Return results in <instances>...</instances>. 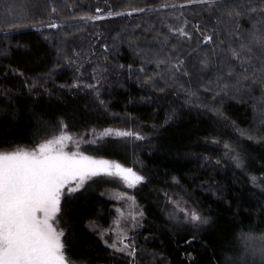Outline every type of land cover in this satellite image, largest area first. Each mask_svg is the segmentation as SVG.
Instances as JSON below:
<instances>
[{
  "label": "trees",
  "instance_id": "1",
  "mask_svg": "<svg viewBox=\"0 0 264 264\" xmlns=\"http://www.w3.org/2000/svg\"><path fill=\"white\" fill-rule=\"evenodd\" d=\"M259 2L0 0V150L31 149L63 130L82 136L87 154L146 176L135 192L142 226L128 241L137 264H264L252 249L264 240V85L242 78L256 69L259 80L260 51L253 46L251 60L230 54L248 42L254 24L260 33L264 17L228 15ZM237 21L241 37L231 35ZM197 25L206 34L216 30L215 44L198 45L170 30L185 27L198 38ZM177 56L190 76L171 74L169 61ZM218 78L229 87L218 88ZM106 130L144 138L89 141ZM236 153L242 166L232 159ZM114 187L94 179L62 198L60 226L75 264H130L108 246L117 217ZM168 196L182 197L208 223L172 219Z\"/></svg>",
  "mask_w": 264,
  "mask_h": 264
},
{
  "label": "snow or ice",
  "instance_id": "2",
  "mask_svg": "<svg viewBox=\"0 0 264 264\" xmlns=\"http://www.w3.org/2000/svg\"><path fill=\"white\" fill-rule=\"evenodd\" d=\"M188 2L191 3L192 0ZM199 2L213 5V0H199ZM217 7H226V5H217ZM52 11L55 12L56 9L53 8ZM99 11L101 10L97 9V12ZM133 11H138V9H133ZM256 13L264 17V0H260L256 7L246 3L238 5L237 8L231 9L228 15L242 17ZM107 15L114 16L121 15V13L109 11ZM250 18L255 19V16L250 15ZM89 19L96 20L101 17L91 16ZM47 27L58 28L59 26L49 23ZM240 28L241 25L237 21L231 35L241 37ZM170 30L185 40L196 38L198 45L201 43L215 44V29L212 34H206L198 25L195 26V31L200 34L198 38L194 37L185 27ZM248 37L250 39L247 43L243 40L239 43V50L231 48L230 54L233 59L242 60L243 53V58L251 60L252 56L249 54L253 52V46H258L260 51L258 59L261 64L258 71L261 76L257 81L254 78L257 70L253 69V77L245 74L242 78L243 80L252 79L253 83L258 82L264 85V22L261 23L259 34L254 24L253 29L248 32ZM221 43L224 42L221 41ZM212 51L215 52V48ZM169 62L173 76L177 72L185 76L191 75L185 67V62L178 56L174 62ZM200 63L207 66V58L201 59ZM243 71L247 73L248 69ZM234 75H236L235 68L229 65L227 76L231 79ZM240 83L241 80L237 79L236 84ZM88 87L92 88L94 85H88ZM217 87L227 89L229 83L218 78ZM190 95L194 93L190 92ZM212 110L219 111L215 108ZM60 127L64 129L67 125L61 122ZM117 134L131 135L137 139L144 138L139 133L117 132ZM244 134L241 132V135ZM71 140L72 136L62 130L59 136L45 139L31 149L16 147L0 150V264H75V261L67 256L64 242L66 233L65 229L60 226L63 218L61 202L65 194L76 193L84 187L87 181L98 176L119 178L129 187H135L147 179L133 168L125 167L117 161L86 155L80 151L79 143L75 145L74 151L66 150L67 142ZM225 147L230 148V145L226 144ZM232 159L236 161L237 166L243 165L239 153L233 155ZM140 215L142 216L143 213L141 212ZM185 218L195 223H208L207 217L195 211L188 213ZM126 240L127 236L124 234L120 236L119 244L113 242L108 246L126 254L130 259V264H137L136 246L134 242H126ZM105 243L108 242L105 241Z\"/></svg>",
  "mask_w": 264,
  "mask_h": 264
},
{
  "label": "rangeland",
  "instance_id": "3",
  "mask_svg": "<svg viewBox=\"0 0 264 264\" xmlns=\"http://www.w3.org/2000/svg\"><path fill=\"white\" fill-rule=\"evenodd\" d=\"M117 132H122V131L106 130V131H102L97 134H92L89 141L93 142V141L103 139L104 137H108V136L125 137V136L118 135ZM60 134L61 132L54 136H59ZM68 134L72 136V140L67 142L66 150L74 151L75 145L79 143L80 151L84 152V145H85L86 140L82 136H78V135L71 134V133H68ZM54 136L50 137L49 139L53 138ZM84 153L86 155L92 156L90 154H87L86 152ZM102 159H106V158H102ZM107 160H111V159H107ZM94 179L106 180L107 182H111L115 186L114 188L109 190V195L112 196V198H114L118 203L117 217L114 222L113 229H112L114 234L112 238L113 241L111 242V244L113 242H117V244H119V238L121 235H124V234H126L127 236L126 242H128L132 234L136 230L141 228L142 226V216L140 215L141 209L139 207V202L137 201L135 197V192L136 190L140 188L143 182L136 185L135 187H129L126 183H124L119 178L108 177V176H98V177L92 178L91 180H94ZM91 180L87 181L85 185ZM166 209H167L169 216L172 219L177 220L179 223L191 224L194 226H198L200 224V223L191 222L190 220L185 218L186 215H188V213L195 211V210L192 207H190L187 204V202L180 196H168L166 199ZM252 249L254 250L256 254L264 257V240L256 239L254 242H252Z\"/></svg>",
  "mask_w": 264,
  "mask_h": 264
}]
</instances>
